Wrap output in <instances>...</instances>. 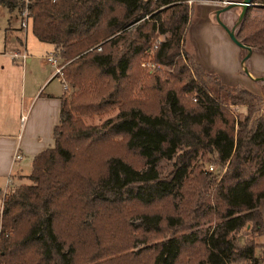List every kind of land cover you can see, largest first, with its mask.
I'll return each instance as SVG.
<instances>
[{
  "label": "trees",
  "instance_id": "obj_1",
  "mask_svg": "<svg viewBox=\"0 0 264 264\" xmlns=\"http://www.w3.org/2000/svg\"><path fill=\"white\" fill-rule=\"evenodd\" d=\"M187 1L0 0L53 45L71 89L53 146L3 194L0 264H264L254 254L264 233V106L178 59ZM252 3L234 34L264 54V15L252 16L264 0ZM149 51L174 72L140 73ZM211 152L225 168L209 198L210 172L192 166ZM86 243L89 255L80 252Z\"/></svg>",
  "mask_w": 264,
  "mask_h": 264
},
{
  "label": "crops",
  "instance_id": "obj_2",
  "mask_svg": "<svg viewBox=\"0 0 264 264\" xmlns=\"http://www.w3.org/2000/svg\"><path fill=\"white\" fill-rule=\"evenodd\" d=\"M227 1L241 0H224L223 3ZM214 10L208 9V6H197V20L192 27L191 16L184 46L205 71L217 75L222 81L238 83L259 95L261 88L254 83V77L262 79L260 76L264 73L257 69L256 60H253L248 75L242 74L241 50L214 25L210 18ZM9 19H6L3 28V47L0 46V192L15 174H22L24 168L30 167L32 158L38 152L53 146L52 131L58 124L60 99L67 93V88L63 89L55 73V66L47 60L52 56L57 65L60 62L53 45L38 41L30 31L42 50L47 52L44 56L33 57L25 40L26 31L28 28L30 30L29 23L25 29H14ZM21 47L27 56L24 63L12 60L9 53V50L19 51ZM223 50L228 51V60ZM253 54L256 59L264 58V54L254 51L250 52L248 58ZM14 152L20 154V159L12 160ZM261 218L264 223V205ZM256 241L259 246L254 254L264 259V233L259 234Z\"/></svg>",
  "mask_w": 264,
  "mask_h": 264
},
{
  "label": "rangeland",
  "instance_id": "obj_3",
  "mask_svg": "<svg viewBox=\"0 0 264 264\" xmlns=\"http://www.w3.org/2000/svg\"><path fill=\"white\" fill-rule=\"evenodd\" d=\"M224 0H189L187 1V5H188V8H189V13H188V21H187V24L185 26V29H184V37H183V42H182V47H183V52H180L178 54V59H182L183 60V57H184V54L187 55L189 57V59L193 60V62H195L198 67L204 72L206 73L209 77H215L216 81L223 84V85H231V84H234V85H237L247 91H249L248 89L244 88L243 86H241L240 84L238 83H233V82H225V81H222L217 75L213 74V73H210V72H207L205 71V69L202 67V65L200 64V62H198V60H196L192 54L187 50L186 46H184L185 44V36H186V33L188 31V27H189V20L191 18V16H193L192 18V27H193V22H195L197 19L195 18V15L196 14V8L197 6H208V9L210 10H214V9H217V8H220L221 6L224 5L223 3ZM206 11V8L205 10ZM240 9L238 7H232L230 8L229 10L227 11H224L222 13L219 14V18L220 20L223 22V24L230 28L233 23L235 22L236 20V17L239 13ZM264 15V12H261V11H252V16L254 15ZM210 18L212 20V22H215V26L217 28H220L224 33L225 31L223 30V28L221 26H219L217 23H216V20H215V15H214V11H212L210 13ZM6 19L8 20L9 19V16H8V13H7V10L5 8H3L2 6H0V46L3 47V41H1L2 37H3V28L6 26ZM9 23H10V26L13 27L14 29H20V18L19 17H15V16H12L10 19H9ZM137 24H132V25H129L125 30H132V28L134 26H136ZM191 26V24H190ZM236 29V27H235ZM234 29V30H235ZM202 31L208 33V31L206 29H202ZM226 34V33H225ZM165 35H159L158 38L159 39H162ZM214 38H217L216 36H213ZM228 38V37H227ZM229 39V38H228ZM26 42H27V45L31 48L30 49V55H32L33 57H40L41 56H44L46 55L47 52H44L42 50V47H40V43H38L36 41V39L34 37H32V35L30 34V30L29 28L27 29L26 31V38H25ZM223 49V48H222ZM241 59L244 57L245 55V50L244 49H241ZM23 48H19V51H22ZM17 50H9V53L11 55L12 52H15ZM253 51V50H251ZM224 55L226 57V59L228 58V51H224ZM256 52V51H254ZM51 53V52H49ZM228 60V59H227ZM253 60H256L255 61V65H257V69L260 71H262L264 73V58L261 59H256L255 55L253 54L250 58H247L244 60L243 62V65L246 67V72L249 73V69H250V62H252ZM147 62V61H150V62H153L150 58V51L148 52V55L146 58H143L141 62ZM139 63V67L141 68L142 71H140V73H144V74H151V73H156L161 79H164L167 77V74L169 73H173L174 72V68L175 66L173 65H170V66H166V65H160V64H157L158 67L154 70H152L151 72H148L144 69V67H141ZM242 71V74L244 76H247L248 74L245 72L244 68L241 69ZM247 74V75H246ZM262 79H259V78H256L254 77V83H256L260 88H261V92L259 95H256L254 94L253 92H251L252 94H254L255 96H258L260 98V103L262 106H264V74L260 76ZM247 78V77H246ZM142 89V84L139 83L136 87V89L134 90V93L133 95L134 96H138L137 95V91ZM71 92V89L70 87L68 86L67 84V93L65 94V96H68ZM244 107L243 106H240V105H230L229 106V110L234 114V115H237L238 113H241L243 112L244 110ZM108 115V114H107ZM107 115H102L103 117L102 118H105ZM101 118V119H102ZM124 157L127 159V161H129L133 166L137 167V166H140L141 164V160L137 157V156H134L133 154L131 153H126L124 155ZM208 165H211L213 167L212 171H208L206 168ZM194 170H199V171H202V172H210V174L208 175V179L210 180L209 182V185L208 187L206 188V192L205 194L210 198L212 196V190H213V187H214V184L211 183L212 180H214L213 182H217L220 178V176L222 175L223 171H224V168H225V165L223 166H218V161L216 160V157H215V153H206L204 158H198L197 161H195L194 165L192 166ZM159 172L161 175H165L170 169H169V165L167 163H165L164 161H161L159 162ZM30 171V167L28 166L27 168H24L23 171H22V174H15L12 178V180L10 182H8L7 184V187L4 189V191H1L0 192V207H1V204H2V197H3V194L4 192L8 189V186L10 184H13V183H23L25 182V180L23 179L25 175H27ZM24 174V175H23ZM196 180H199L196 178ZM213 226V223H206L204 225H201L199 227H195V229H199V230H203V229H206V228H209ZM119 236V234H118ZM92 245V243H86L85 246H83L81 249H80V252L83 253V255H89L93 250H90V246Z\"/></svg>",
  "mask_w": 264,
  "mask_h": 264
},
{
  "label": "water",
  "instance_id": "obj_4",
  "mask_svg": "<svg viewBox=\"0 0 264 264\" xmlns=\"http://www.w3.org/2000/svg\"><path fill=\"white\" fill-rule=\"evenodd\" d=\"M253 5H255V4L252 3V0H241V1H238V2L227 1V2L224 3L223 6H221L220 8H217L216 10H214V15H215L216 23L223 28V30L227 34L228 38L230 39V41L234 45H236L238 48H241V49H244L245 50V55H244V57L241 60V66H242V68H244L245 72H246V68L243 65V61L248 58V56H249V54L251 52V49H250V47L243 45L240 41H238L236 39L235 34H234V29L238 25V23L240 22V20L242 19L243 15H244V13L246 11V9L249 6H253ZM232 7H238L240 9V11H239V13H238V15L236 17V20L233 23V25L230 28H228L220 20L219 14L222 13V12H224V11L229 10Z\"/></svg>",
  "mask_w": 264,
  "mask_h": 264
},
{
  "label": "built area",
  "instance_id": "obj_5",
  "mask_svg": "<svg viewBox=\"0 0 264 264\" xmlns=\"http://www.w3.org/2000/svg\"><path fill=\"white\" fill-rule=\"evenodd\" d=\"M27 24H28V17H27V14L25 11H23L21 13V19H20V28L21 29H25L27 27ZM156 42L153 43L151 49L155 48L156 46ZM99 48H97L98 50ZM11 59L14 60V61H18L20 63H24L25 60H26V53L25 51H15V52H12L11 53ZM47 60L53 65L55 66V73L59 76L60 78V81L62 83V87L63 89H66L67 88V83L63 80V77H62V74L60 72V66H58L54 60V58L52 56H49L47 57ZM141 67H144V69L148 72H151L152 70L156 69L158 67V65L154 62H150V61H147V62H141L140 63ZM22 119V117H21ZM20 159V154H18L17 152H14L13 155H12V160L15 161V160H18ZM208 171H212L213 167L211 165H208L207 168H206ZM8 184V182L6 183ZM7 186V185H6ZM4 191V190H3Z\"/></svg>",
  "mask_w": 264,
  "mask_h": 264
}]
</instances>
